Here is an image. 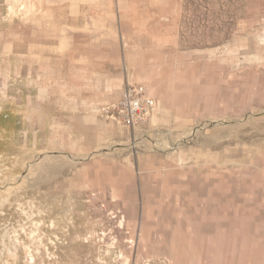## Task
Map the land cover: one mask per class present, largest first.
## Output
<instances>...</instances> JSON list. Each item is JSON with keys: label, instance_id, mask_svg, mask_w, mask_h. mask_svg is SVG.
Returning <instances> with one entry per match:
<instances>
[{"label": "rangeland", "instance_id": "rangeland-1", "mask_svg": "<svg viewBox=\"0 0 264 264\" xmlns=\"http://www.w3.org/2000/svg\"><path fill=\"white\" fill-rule=\"evenodd\" d=\"M29 84L79 86L82 129ZM0 264H264V0H0Z\"/></svg>", "mask_w": 264, "mask_h": 264}, {"label": "crops", "instance_id": "crops-1", "mask_svg": "<svg viewBox=\"0 0 264 264\" xmlns=\"http://www.w3.org/2000/svg\"><path fill=\"white\" fill-rule=\"evenodd\" d=\"M66 26V25H65ZM79 30L72 28V26L65 27L64 30V42L63 46L64 48L69 47L68 45H71L74 43L75 38L79 34ZM73 37V38H72ZM48 42H52V40H49ZM30 87L27 89V98L25 101L26 107V118L27 122L29 124H41L44 125L43 130L47 131L46 125L52 124V123H59L60 125L66 126L67 123H70V125H74V127L77 129H82V115L80 114L82 110V90L79 88L74 87L73 94L70 95V92L68 93L70 96V102L66 100L67 92L62 93L61 91H56V95H59L58 105L55 104V101L53 100V96H51V91H47L45 88H40L39 86H36L35 84H29ZM120 93V97L122 94ZM66 95V96H65ZM58 96H56V99ZM68 107H70L71 114H74L69 117V120L67 119V111ZM6 116L13 117V113L6 114ZM40 129V128H39ZM41 130V131H43ZM37 134V131H34L33 133V139H35ZM30 135V131L28 133Z\"/></svg>", "mask_w": 264, "mask_h": 264}, {"label": "built area", "instance_id": "built-area-1", "mask_svg": "<svg viewBox=\"0 0 264 264\" xmlns=\"http://www.w3.org/2000/svg\"><path fill=\"white\" fill-rule=\"evenodd\" d=\"M156 100L143 84H129L122 91L120 99L106 113L129 128L146 124L156 106Z\"/></svg>", "mask_w": 264, "mask_h": 264}]
</instances>
